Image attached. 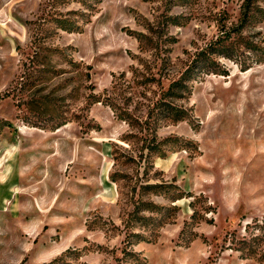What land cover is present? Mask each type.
<instances>
[{
    "label": "rangeland",
    "instance_id": "obj_1",
    "mask_svg": "<svg viewBox=\"0 0 264 264\" xmlns=\"http://www.w3.org/2000/svg\"><path fill=\"white\" fill-rule=\"evenodd\" d=\"M94 1L0 0V264H264V62L222 58L172 100L189 118H150L245 0ZM262 17L255 0L244 34ZM138 200L167 218L125 255Z\"/></svg>",
    "mask_w": 264,
    "mask_h": 264
},
{
    "label": "trees",
    "instance_id": "obj_2",
    "mask_svg": "<svg viewBox=\"0 0 264 264\" xmlns=\"http://www.w3.org/2000/svg\"><path fill=\"white\" fill-rule=\"evenodd\" d=\"M84 1H88V6L90 9L95 8L96 2L94 0ZM254 1L255 0H245L242 5L241 16L239 20L231 26L222 25L220 34L206 47L198 50L193 60L188 64V67L185 69L180 78L170 83L168 89L163 93V96L161 99H159L154 107V110L151 112L150 118L154 121V127L161 125L166 120L180 121L189 118L188 109L177 106L172 100L186 97L190 89L189 81L193 79H197L203 75L211 73L222 75L228 74L229 68L222 61V58L235 61L242 70H247L256 63L264 62V40L257 38L255 34H244L246 25L251 22L253 17ZM83 15L91 16L92 12L86 14L83 13ZM262 19L264 20V17H262ZM77 28H79V26L73 22L70 27H67V30L73 31ZM74 64L78 65L77 63ZM91 97L92 100L90 101V104L101 101L96 95H91ZM31 100L32 101L29 104H33L34 100ZM44 101L46 102L45 99ZM30 109L33 112L36 111L32 108ZM27 122L33 126L46 128V123L41 122V119L39 121L27 120ZM66 122L67 119H61L60 121L57 119V121L53 123L50 128L57 129ZM149 187L151 186H145V188ZM148 205L149 203L143 200H138L136 203H134L133 209L128 213L127 218L124 220V230L126 231L124 242L126 243V247L123 249V252L125 255H130L133 253L129 249L131 245L143 240H153L151 235L149 236L145 233L137 232L135 230L136 227L150 231L152 230L151 232H154L160 224L165 222V219L167 218L164 216L158 217L154 215H145L143 212ZM173 208L175 207L168 209L173 210ZM253 238V243L246 238L239 241V250L247 253L248 256H255L258 254L255 244L259 242L260 237ZM79 255L80 251L77 249L68 248L60 257L42 264H88L85 262L73 263L69 260L78 259Z\"/></svg>",
    "mask_w": 264,
    "mask_h": 264
}]
</instances>
